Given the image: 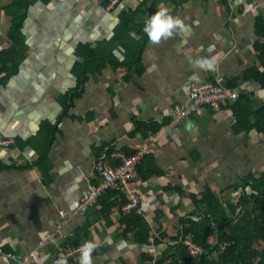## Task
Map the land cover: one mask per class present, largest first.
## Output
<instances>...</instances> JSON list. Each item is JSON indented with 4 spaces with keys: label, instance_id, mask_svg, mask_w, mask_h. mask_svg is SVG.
Listing matches in <instances>:
<instances>
[{
    "label": "crops",
    "instance_id": "0c3cea01",
    "mask_svg": "<svg viewBox=\"0 0 264 264\" xmlns=\"http://www.w3.org/2000/svg\"><path fill=\"white\" fill-rule=\"evenodd\" d=\"M17 1L0 0V52L13 44L10 12ZM19 1L28 5L21 30L25 57L0 85V135L15 139L0 146V264H19L26 257L28 264H52L62 251L86 240L100 245L92 253L93 264H142L145 254L153 257L151 264H171V248L183 245L181 236L190 233H183L181 220L199 221L206 213L194 201L206 187L228 210L239 203L234 185L264 175V133L240 130L264 106V88L246 79L251 69L260 70L253 44L264 0H167L155 11L154 0H120L112 11L105 0ZM161 6L178 15L186 31L158 45L144 33L138 63L132 69L116 67L133 49L125 34L116 39L122 14L137 12L141 23L140 14L148 18ZM108 42L112 62L107 58L102 72L88 75L79 96L84 52ZM200 57L213 59L217 70L194 67L192 61ZM206 83L235 89L239 98L219 110L205 105L172 126L177 108L189 102L192 85ZM189 121L192 127L186 128ZM48 123L54 131L47 150L39 134ZM151 135L157 144L128 187L79 212L84 193L98 182L99 157L112 151L131 154ZM107 159L112 166L120 164ZM132 194L140 203L127 210ZM88 224L89 233H80ZM209 233L215 244L217 227ZM32 252L38 262L30 258ZM78 259L67 261L78 264Z\"/></svg>",
    "mask_w": 264,
    "mask_h": 264
},
{
    "label": "trees",
    "instance_id": "16d2710c",
    "mask_svg": "<svg viewBox=\"0 0 264 264\" xmlns=\"http://www.w3.org/2000/svg\"><path fill=\"white\" fill-rule=\"evenodd\" d=\"M165 1L167 0H154L152 11H155L156 6ZM173 1L177 4H182L188 0ZM148 2L147 0L146 3ZM27 7V4H23L18 0L10 12L13 17V26L10 32L13 44L8 49L0 52V72L5 71L8 74L6 78L0 81V85L17 72L21 60L25 57L26 46L21 30ZM138 16L137 12L124 13L121 16V24L116 39L119 40L118 38L125 34L130 38L133 49L130 53H127L125 62L120 63L117 60L115 63L116 67L132 69L133 64L138 63L140 50L145 39L143 32L144 22L147 19V16L144 17L140 14L139 21L141 23H137ZM133 33L136 37H142V39L133 38ZM255 34L259 39L253 46L258 54L260 70L251 69L247 72L246 79H252L260 87L264 88V17L256 18ZM110 43L108 42L105 46L101 45L97 48L88 46L89 52H84L87 60L85 64H82L80 71L81 84L78 89H81V94L79 96H82V91L88 81V75L102 72L100 70L108 63V59L112 62V58L106 54L113 56L112 50L107 52ZM88 48L84 47L86 51ZM254 115L255 119L252 122L245 121L243 125L245 117L243 115L238 116V122L242 125L240 130L255 128L257 131L264 133V106L254 112ZM41 128L39 138L41 143L47 146L48 150L54 128L49 123L42 125ZM45 152L40 159L44 160ZM36 165L39 166V164ZM232 189L236 190V192L239 191L240 198L239 203L235 206H230L228 210H225L224 203L219 200L210 187H206L199 199H194L196 203L202 204L207 210L199 221L192 217L182 219L183 233L193 232L195 241L204 247L205 252L197 260L188 254L187 249L183 245L176 244L170 250L169 255L173 258L171 264H264V175H260L258 178L248 176L241 183L234 185ZM238 209H240L239 213H237ZM133 213V216L144 220L137 212ZM228 213H231L233 217L229 216ZM140 225L143 227L148 226L145 221L140 222ZM214 226L218 229V238L215 244L209 242V232ZM203 227H206L207 230ZM89 229L90 224L80 233L86 232L87 234ZM225 242H230V245L222 249V245ZM142 260V264H151L153 257L145 254Z\"/></svg>",
    "mask_w": 264,
    "mask_h": 264
},
{
    "label": "built area",
    "instance_id": "2783aa9c",
    "mask_svg": "<svg viewBox=\"0 0 264 264\" xmlns=\"http://www.w3.org/2000/svg\"><path fill=\"white\" fill-rule=\"evenodd\" d=\"M231 2L232 0H226ZM107 3V9L112 11L119 4L120 0H105ZM8 76L7 72H0V81ZM239 98L237 90L222 87L213 83L192 85L189 93V102L186 106L177 108V111L172 116V126H176L181 123L187 117L195 114L199 109L205 105L213 107L215 110L221 109L224 105L230 101H235ZM15 143V139L7 136L6 134L0 135V146L7 147ZM157 144V136L151 135L147 143L143 144L139 149L131 154H126L122 151H112L111 155L102 154L99 157L96 165L97 180L96 184L91 185L84 193L78 211L81 213H87L91 207L96 205L102 196L111 191H120L128 187L131 181L137 176V171L140 164L143 162L144 157L152 151ZM112 156L119 160L118 166H112L107 159ZM130 203L126 206L127 210L136 209L139 206L140 198H137L134 194L130 195ZM62 215L67 216V212H62ZM193 233H187L180 238V242L185 245L190 255L195 259H200L205 249L199 245L195 239ZM229 243L222 245V249H225ZM80 245L67 249L61 252V254L55 258L52 264L59 258L67 257L71 259L79 255ZM30 258L33 262H38V256L35 253H30ZM28 257L19 260V264H28Z\"/></svg>",
    "mask_w": 264,
    "mask_h": 264
},
{
    "label": "clouds",
    "instance_id": "9594fccd",
    "mask_svg": "<svg viewBox=\"0 0 264 264\" xmlns=\"http://www.w3.org/2000/svg\"><path fill=\"white\" fill-rule=\"evenodd\" d=\"M177 31H186L184 21L178 15L174 16L170 14L168 8L163 6L159 7L153 15L145 20L143 27V32L146 33L149 41L154 45H158L162 40L171 38ZM132 35L133 38H138L134 33ZM192 64L194 67H198L201 70L213 72L216 71L218 67L213 59L207 57L197 58L192 61ZM154 67L155 66L150 68L149 71H152ZM191 127L192 122L189 121L186 124V128ZM98 247H100V245L94 240L84 241L78 249V264H93L92 253ZM55 264H68L67 257L57 259Z\"/></svg>",
    "mask_w": 264,
    "mask_h": 264
}]
</instances>
